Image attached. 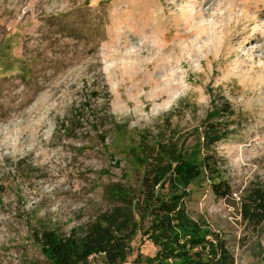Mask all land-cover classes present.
I'll return each mask as SVG.
<instances>
[{
	"label": "rangeland",
	"instance_id": "obj_1",
	"mask_svg": "<svg viewBox=\"0 0 264 264\" xmlns=\"http://www.w3.org/2000/svg\"><path fill=\"white\" fill-rule=\"evenodd\" d=\"M210 95L234 112L218 145L234 194L200 190L190 211L235 264H264V221L252 231L238 204L264 185V0H0V264L41 258L27 219L63 233L89 222L101 185L132 175L121 153L136 133L191 132ZM79 110L98 126L68 135ZM131 247L128 261L152 254Z\"/></svg>",
	"mask_w": 264,
	"mask_h": 264
},
{
	"label": "trees",
	"instance_id": "obj_2",
	"mask_svg": "<svg viewBox=\"0 0 264 264\" xmlns=\"http://www.w3.org/2000/svg\"><path fill=\"white\" fill-rule=\"evenodd\" d=\"M210 98L205 122L189 133L170 125L136 133L121 153L132 175L101 185L105 207L85 225L63 233L27 219L29 240L41 258L24 264H92L94 258L102 264H235L230 241L204 217H193L189 207L203 189L223 200L234 194L218 152L233 134L234 112L228 101ZM76 117L68 135L77 124L98 126L80 110ZM238 204L242 222L255 231L264 221V185L251 182ZM137 237L152 254L138 252L128 261Z\"/></svg>",
	"mask_w": 264,
	"mask_h": 264
}]
</instances>
